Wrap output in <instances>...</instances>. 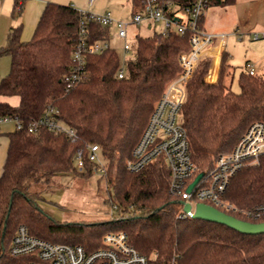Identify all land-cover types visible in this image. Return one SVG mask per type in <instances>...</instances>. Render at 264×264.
Returning <instances> with one entry per match:
<instances>
[{"label": "trees", "instance_id": "trees-1", "mask_svg": "<svg viewBox=\"0 0 264 264\" xmlns=\"http://www.w3.org/2000/svg\"><path fill=\"white\" fill-rule=\"evenodd\" d=\"M169 1L179 7L193 0ZM235 0H210L226 6ZM24 0H14L12 17L20 15ZM132 11L140 0H130ZM165 8V7H164ZM204 16V15H203ZM200 18V25L203 20ZM81 14L70 4L46 3L32 36L23 41L20 25L12 27L0 54L9 56V70L0 79V94L18 95L19 103L0 102V116H16L23 127L8 133V148L0 176V264H26L29 255L13 256L11 240L19 225L52 243L82 245L94 250L108 231H124L140 253L156 255L151 264H264V233L246 234L224 224L197 218H179L181 199L169 190L170 171L162 159L133 172L126 168L154 103L179 71V53L189 48L190 33L163 36L137 34L129 57L120 59L115 48L85 56L88 78L69 90L61 82L70 66L79 37ZM88 40L107 38V28L87 24ZM205 58L194 70L180 108L196 174L206 175L215 158L230 151L250 123L264 122V75L242 70L239 91L223 82L226 59ZM216 82L215 80L219 66ZM123 64L124 73L118 77ZM47 105L56 117L74 129L71 141L63 133L41 126L28 132L27 123L40 117ZM88 144H97L104 160L102 178L109 185L110 206L117 216L103 220L68 222L38 206L41 192L57 175L90 176L93 163ZM82 149L84 171L74 168V153ZM225 198L239 208L264 202V154L259 164L239 169L230 179ZM237 218H245L228 211ZM264 218L252 222H262Z\"/></svg>", "mask_w": 264, "mask_h": 264}, {"label": "built area", "instance_id": "built-area-1", "mask_svg": "<svg viewBox=\"0 0 264 264\" xmlns=\"http://www.w3.org/2000/svg\"><path fill=\"white\" fill-rule=\"evenodd\" d=\"M92 3L93 0H88ZM210 0H193L189 5L179 7L175 4L159 0H140V8L130 14L129 19H117L111 12L93 13L79 10L78 41L71 53L72 62L62 74L61 82L65 90L85 81L89 72L86 67L85 56L100 53L112 46L111 40L102 38L88 40L87 24L95 21L102 26L114 28L111 36L122 41L125 53L132 51V43L128 40L130 26L144 25L152 28L159 25L156 32L167 36L171 32L190 33L189 48L179 53L178 63L180 71L163 88L160 97L154 103L138 140L136 141L130 158L126 160V168L136 172L147 163L162 159L170 171L169 190L179 197L182 202L179 218H190L198 202L209 204L223 212H236L245 220L255 221L264 218V202L251 208H239L225 198V191L232 176L245 166L259 164L260 155L264 154V122L254 121L249 124L238 142L230 151L220 153L214 160L213 166L206 175L187 190L195 178L197 166L191 159L189 144L185 129L181 124L180 108L184 101L188 80L202 60L213 55L208 53L210 48L219 44L223 34L209 33L200 25V18L209 7ZM165 7V8H164ZM185 12V16L180 15ZM264 37V33L261 34ZM253 38H259L257 32ZM216 39V41H215ZM220 52V60H221ZM129 57V56H128ZM126 58V57H125ZM124 58V59H125ZM212 64V61H211ZM211 66V65H210ZM244 70L254 74L249 62L244 64ZM209 71V70H208ZM219 71V70H218ZM124 73L123 64L118 68V77ZM58 110L47 105L42 115L30 120L26 129L35 132L45 126L54 133H63L71 141L76 138L75 131L64 124L56 115ZM6 122H13L14 129L23 127V123L16 116H0V126ZM87 158L93 163L92 171L99 175L105 173L104 160L97 144H88ZM74 168L84 171L82 149L76 150L73 157ZM190 205V211L183 210V204ZM115 207V206H114ZM9 252L13 256L29 255L26 264H151L156 253L149 255L138 252L129 242L124 231H108L101 237V244L94 250H87L82 245L52 243L29 233L25 225H19L11 240Z\"/></svg>", "mask_w": 264, "mask_h": 264}, {"label": "rangeland", "instance_id": "rangeland-1", "mask_svg": "<svg viewBox=\"0 0 264 264\" xmlns=\"http://www.w3.org/2000/svg\"><path fill=\"white\" fill-rule=\"evenodd\" d=\"M105 0H96V3H102ZM129 0H110V4L118 6L117 16L130 18L129 11L121 7L122 4L127 5ZM127 3V4H126ZM127 7V6H126ZM224 8L226 6L213 5L209 6L204 14H206L205 29L212 33L220 35L225 34L232 28L226 24L236 16L235 13H228L227 16ZM223 12V13H222ZM180 15L185 16V12L180 11ZM240 19L248 20L247 25L240 26L234 30V34L225 35V67L224 81L231 90L238 92V76L246 61L253 63L258 74L264 75V13L258 16L246 17L239 14ZM159 29L158 24H154L152 28H145L144 25L130 26L128 29V40L133 44L135 33L139 35H151ZM257 32L259 38L254 39L253 33ZM114 28H111V35ZM112 46L118 52L120 59L131 55V52L125 53L122 49V41L116 36L110 38ZM216 41V39H215ZM233 77L231 79L232 73ZM4 125V124H3ZM103 176L92 171L90 176H81L75 173L68 175H57L41 192V198L38 199V206L47 214L61 221L78 222L103 220L113 216H117L114 206H110L109 185Z\"/></svg>", "mask_w": 264, "mask_h": 264}, {"label": "crops", "instance_id": "crops-1", "mask_svg": "<svg viewBox=\"0 0 264 264\" xmlns=\"http://www.w3.org/2000/svg\"><path fill=\"white\" fill-rule=\"evenodd\" d=\"M49 1L58 2L62 4H70L74 6L75 8H77L78 10H84V11L93 12V13H102L105 11H109L117 19H127L124 16L116 15V12L118 11V6L116 5V3L111 5L110 0H105L104 2L99 3V4L96 3V0H93L92 3H89L88 0H24L20 15H18L15 18L12 17L14 0H0V47L5 45L6 37H7L9 30L12 27H15L18 25H20L21 27V31H20L21 40L23 41L29 40L30 37L32 36V33L35 29L37 21L46 3ZM121 7L128 9L129 15L131 14L132 8H131L130 0L128 1L127 5L122 4ZM226 7H229V8H224V11H225L224 14H226L224 16H227L228 13H232L233 11L236 17L233 18L230 22H226V24L228 23L227 25L230 26L232 29L229 30L226 34L225 32L221 33L224 35V37L220 39V42L218 45L212 48L213 55L215 56H219L220 52L225 50L224 49L225 44H226L225 35L226 36L232 35L234 34V30L239 29L240 26H243V25L245 26L248 24V20L240 19L239 14L242 13V15H245L246 17H249L250 15L255 17V16H258L259 14L264 13V0H235L233 4L226 5ZM205 20H206V14H204L203 16L201 27L203 28V30L207 31L205 29L206 28ZM144 27L148 28L147 26H144ZM110 31H111V28L108 27L107 28V38L109 42L111 40ZM207 32L212 33L210 31H207ZM137 34L139 33H135L134 36H130V38L135 37ZM212 34L218 35L217 33H212ZM9 62H10V59L8 55L0 54V79L8 72ZM246 62H249L252 65L254 72L257 73L253 63H251L250 61H246ZM244 64H243V68L241 69V71L245 69ZM219 67H220V60H219L218 70H219ZM210 68H209L207 75L210 73ZM218 70H217V75L215 77V80L208 81L206 78L207 75L205 76V80L210 83L216 82L217 77H218ZM225 73H226V69L224 71V74ZM224 74H223V82L225 85H227V83L224 81ZM233 74L234 72L231 75V79L233 77ZM0 102H6L11 106H17L19 103V96L0 94ZM3 124L0 126V176L3 171V165L5 162L6 152L8 148V142H9L8 133L14 130L13 122H6Z\"/></svg>", "mask_w": 264, "mask_h": 264}, {"label": "water", "instance_id": "water-1", "mask_svg": "<svg viewBox=\"0 0 264 264\" xmlns=\"http://www.w3.org/2000/svg\"><path fill=\"white\" fill-rule=\"evenodd\" d=\"M204 172H199L193 181L187 187L190 190L203 176ZM182 203V202H181ZM183 210L185 212L190 211V205L188 203L183 204ZM191 218L203 219L211 222L224 224L234 230H237L246 234H258L264 233V221L252 222L237 218L231 214L223 212L209 204L198 202L195 205L194 212L191 214Z\"/></svg>", "mask_w": 264, "mask_h": 264}, {"label": "bare ground", "instance_id": "bare-ground-1", "mask_svg": "<svg viewBox=\"0 0 264 264\" xmlns=\"http://www.w3.org/2000/svg\"><path fill=\"white\" fill-rule=\"evenodd\" d=\"M214 49H215V48H214ZM208 53H210V54L213 55L212 48H210V49L208 50Z\"/></svg>", "mask_w": 264, "mask_h": 264}]
</instances>
